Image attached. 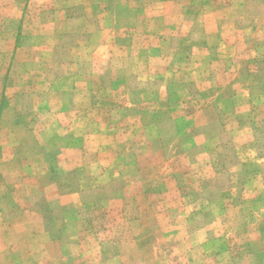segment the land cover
I'll return each instance as SVG.
<instances>
[{"label": "rangeland", "instance_id": "374dc122", "mask_svg": "<svg viewBox=\"0 0 264 264\" xmlns=\"http://www.w3.org/2000/svg\"><path fill=\"white\" fill-rule=\"evenodd\" d=\"M44 199L63 264H264V0H0V209Z\"/></svg>", "mask_w": 264, "mask_h": 264}, {"label": "crops", "instance_id": "0c3cea01", "mask_svg": "<svg viewBox=\"0 0 264 264\" xmlns=\"http://www.w3.org/2000/svg\"><path fill=\"white\" fill-rule=\"evenodd\" d=\"M47 200L42 213L20 201L9 216L0 209V264H63L62 237L51 231Z\"/></svg>", "mask_w": 264, "mask_h": 264}]
</instances>
